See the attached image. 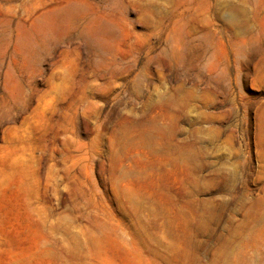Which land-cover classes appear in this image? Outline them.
<instances>
[{
  "label": "rangeland",
  "instance_id": "1",
  "mask_svg": "<svg viewBox=\"0 0 264 264\" xmlns=\"http://www.w3.org/2000/svg\"><path fill=\"white\" fill-rule=\"evenodd\" d=\"M0 264H264V0H0Z\"/></svg>",
  "mask_w": 264,
  "mask_h": 264
}]
</instances>
